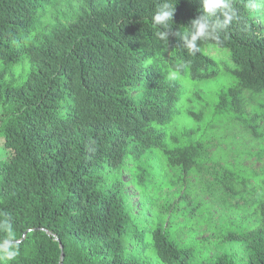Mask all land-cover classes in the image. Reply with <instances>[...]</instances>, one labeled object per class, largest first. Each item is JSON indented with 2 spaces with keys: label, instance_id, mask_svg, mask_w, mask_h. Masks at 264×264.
I'll list each match as a JSON object with an SVG mask.
<instances>
[{
  "label": "trees",
  "instance_id": "1",
  "mask_svg": "<svg viewBox=\"0 0 264 264\" xmlns=\"http://www.w3.org/2000/svg\"><path fill=\"white\" fill-rule=\"evenodd\" d=\"M160 2L0 0V214L19 244L11 264H235L226 253L198 257L213 243L264 264V149L221 145L250 127L263 136L264 0L254 9L235 0L243 25L195 56L178 36L155 35ZM172 2L173 32L186 33L200 2ZM244 155L262 159L259 170L243 166ZM125 171L151 197L167 171L203 179L188 193L191 232L211 219L198 191H231L244 214L215 226L214 238L181 243L169 229L173 205L165 221L140 224Z\"/></svg>",
  "mask_w": 264,
  "mask_h": 264
},
{
  "label": "rangeland",
  "instance_id": "2",
  "mask_svg": "<svg viewBox=\"0 0 264 264\" xmlns=\"http://www.w3.org/2000/svg\"><path fill=\"white\" fill-rule=\"evenodd\" d=\"M61 6H64L62 3ZM222 79V78H220ZM221 85L219 80L212 81L206 85L198 87V92L203 94L206 92H211L214 89L218 88ZM1 111V110H0ZM262 127L257 126L255 128L250 127L248 132L245 134V138H240L241 135L236 131L237 136L230 135L226 138V141L221 143V145L230 148L238 147V151L251 150V153H255L257 148L264 149V132L263 136H258L257 134L261 132ZM255 132L251 134V132ZM214 142V140H212ZM220 146V145H219ZM221 146V147H223ZM240 147V149H239ZM211 151V150H210ZM217 153V154H216ZM235 152H232V156ZM216 157H219L220 153L217 151L214 152ZM230 157V161H233V157ZM7 153L3 147V139L0 137V159L6 161ZM262 164V159H256L255 156L249 157L245 156L242 159L243 166H249L254 170H259ZM167 176L163 180H158L154 187L153 196H147L149 188L143 192L141 188L136 187L132 180H130V175L128 172L123 173V180L126 183L125 193L128 201L130 202L133 214L140 219V224L143 226H150L155 224L160 220L165 221L166 213L165 209L169 205H173L174 213L169 218V229L171 233L177 231L175 238L181 242L185 243L188 241H199L206 237L214 238L216 233L215 226L228 223L230 220H235L238 217L236 210H238V215L244 214V206L242 201L236 197L232 196L231 191H228L224 195V199L219 197L220 194H215V197H211L207 191L197 192L200 195V198L203 201H208L212 205L210 208L211 219L208 223L202 222L199 223V226L196 225L194 231H190V227L196 218L195 215L188 216L187 212L191 210L192 205H188L190 200H194V193L192 192L193 186L199 187L202 185L203 179H198L197 176L191 174L186 176L184 181L182 178L174 172L167 171ZM181 178V179H180ZM204 178L208 181L212 179L211 174H204ZM157 185V186H156ZM196 189V188H195ZM146 192V193H145ZM187 195V196H185ZM154 202V208H149L150 200ZM193 204V203H191ZM143 207V208H142ZM239 207V208H238ZM156 209V210H155ZM171 210V211H173ZM161 215H159L157 212ZM177 217V219H176ZM162 218V219H161ZM244 228L243 224H240L238 227H232L235 231H240ZM217 229V228H216ZM226 253L234 261L235 264H245L247 256L242 247L238 246L235 243H226L224 245L218 246L215 243L211 244L209 248L205 251H198V257L204 255L205 257H212L218 254ZM156 264H162L157 258H154Z\"/></svg>",
  "mask_w": 264,
  "mask_h": 264
},
{
  "label": "clouds",
  "instance_id": "3",
  "mask_svg": "<svg viewBox=\"0 0 264 264\" xmlns=\"http://www.w3.org/2000/svg\"><path fill=\"white\" fill-rule=\"evenodd\" d=\"M201 14L188 24V31L173 32V17L176 5L172 0H161L152 16L156 26L155 35L161 41H169L170 36H178L188 55L195 56L201 51L204 42L219 43L224 34L234 26L243 25L244 21L235 0H199ZM257 5L249 0V8ZM19 255V244L15 238L13 224L8 214H0V262L11 264Z\"/></svg>",
  "mask_w": 264,
  "mask_h": 264
}]
</instances>
